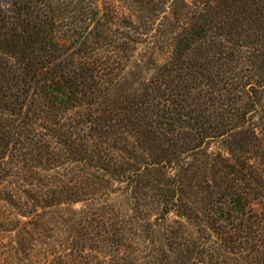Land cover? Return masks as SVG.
I'll return each mask as SVG.
<instances>
[{
  "label": "trees",
  "instance_id": "16d2710c",
  "mask_svg": "<svg viewBox=\"0 0 264 264\" xmlns=\"http://www.w3.org/2000/svg\"><path fill=\"white\" fill-rule=\"evenodd\" d=\"M205 6L182 28L143 92L128 95L116 87L113 73L120 63L108 49L113 40L97 32L94 9L66 0H0V120L7 122L5 132L42 147L48 164L62 169L80 163L120 178L129 189L127 213L141 212L136 199L143 190L149 201L141 213L176 212L184 224L174 227L162 214L149 223L151 238L180 239L181 250L169 251L173 259L203 263L237 250L261 261L264 243L247 239L261 220L246 190L248 180L264 185V0H207ZM259 113L263 127L252 123ZM112 136L120 142L155 140L159 154L150 153L143 168L117 174L112 148L119 141L111 144ZM217 140L228 147L212 154L223 177L201 218L181 198L178 169L188 171L184 160ZM247 146L256 151L249 155ZM4 165L2 159L0 171ZM143 171H163L164 182L142 184ZM61 183L60 189L66 185ZM131 230L118 227L115 242L129 244Z\"/></svg>",
  "mask_w": 264,
  "mask_h": 264
},
{
  "label": "rangeland",
  "instance_id": "374dc122",
  "mask_svg": "<svg viewBox=\"0 0 264 264\" xmlns=\"http://www.w3.org/2000/svg\"><path fill=\"white\" fill-rule=\"evenodd\" d=\"M66 1L74 8L88 7L98 12L100 26H96L97 32L105 39L113 40L110 42L112 47L108 49L120 63L113 73L116 87L128 95L143 92L144 86L171 56L182 28L206 9L207 3V0ZM248 33L250 40H255V34ZM195 95L193 92L190 96ZM259 116H263L262 113L252 120L256 127L262 126L258 124L261 121ZM6 124L0 120V145L4 144V148H0V161L5 160V168L0 171V264H187L179 256L175 255L173 259L174 254L169 252L171 246L181 250L179 238L173 236L169 241L158 234L154 238L149 236V223L158 214H162L174 227V222L184 224L176 212L164 214L158 208L141 213L144 201H149L143 190L136 199L139 201L136 207L141 212L127 213L131 201L127 195L129 189L120 178L89 166L82 167L80 163L65 164L62 169L56 164H48L42 147L28 146L24 137L5 132L3 127ZM110 139L111 144L119 141L113 136ZM156 143L151 140L114 144L112 153L118 158L117 174L151 163L152 157L148 155L159 154ZM260 143L264 148V139ZM218 147L228 152L227 145L218 144V140L208 142L200 148L206 154L189 156L184 160L188 171L178 169L177 177L183 181L181 198L188 203L193 214L201 218L209 198L210 201L215 198L214 189L218 188L216 185H220L223 177L219 161L212 156ZM245 149L249 155L256 151L250 150V146ZM104 167L108 171L113 170L111 166ZM260 169L264 174V164ZM163 177V171H145L141 181L142 184L153 183L155 179L164 182ZM61 182L66 184L62 189ZM247 182L249 207L261 220L247 239L250 245H262L264 185H255L252 180ZM137 221L141 223L142 231L135 230ZM130 225L134 230H131L129 244L127 241L123 244L115 242L118 227L129 228ZM174 241L176 244L172 245ZM152 254L155 259L150 257ZM251 257L236 250L234 253H222L212 260L206 259L203 263L190 261L188 264H264V258L254 262L255 258Z\"/></svg>",
  "mask_w": 264,
  "mask_h": 264
}]
</instances>
